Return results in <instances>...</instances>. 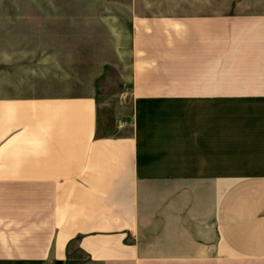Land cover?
Masks as SVG:
<instances>
[{"label": "crops", "instance_id": "obj_1", "mask_svg": "<svg viewBox=\"0 0 264 264\" xmlns=\"http://www.w3.org/2000/svg\"><path fill=\"white\" fill-rule=\"evenodd\" d=\"M24 1L132 22L131 109L4 46L0 264H264V0Z\"/></svg>", "mask_w": 264, "mask_h": 264}, {"label": "rangeland", "instance_id": "obj_2", "mask_svg": "<svg viewBox=\"0 0 264 264\" xmlns=\"http://www.w3.org/2000/svg\"><path fill=\"white\" fill-rule=\"evenodd\" d=\"M26 8L24 0H0V58L12 42L18 60L48 66L51 84L92 86L105 132L115 131L131 109L132 22H30Z\"/></svg>", "mask_w": 264, "mask_h": 264}, {"label": "built area", "instance_id": "obj_3", "mask_svg": "<svg viewBox=\"0 0 264 264\" xmlns=\"http://www.w3.org/2000/svg\"><path fill=\"white\" fill-rule=\"evenodd\" d=\"M123 122H124V123H126V122H127V120H123Z\"/></svg>", "mask_w": 264, "mask_h": 264}]
</instances>
